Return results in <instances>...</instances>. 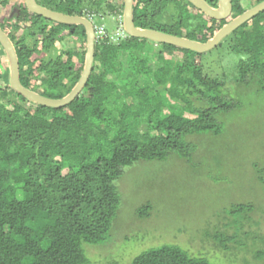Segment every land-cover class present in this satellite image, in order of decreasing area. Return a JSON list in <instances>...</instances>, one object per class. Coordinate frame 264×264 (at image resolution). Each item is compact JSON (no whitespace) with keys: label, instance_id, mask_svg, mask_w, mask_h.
<instances>
[{"label":"trees","instance_id":"1","mask_svg":"<svg viewBox=\"0 0 264 264\" xmlns=\"http://www.w3.org/2000/svg\"><path fill=\"white\" fill-rule=\"evenodd\" d=\"M38 1L91 19L120 2ZM217 1L212 0L214 5ZM260 1L254 0V5ZM232 3V16L216 20L188 0H134V21L140 27L205 42L247 10L243 0ZM16 5V0H0V10L12 11ZM19 7L23 13L17 21L5 17L0 25L5 28L7 20L13 27L8 34L19 56L21 81L42 95L63 98L84 69L85 28L31 13L24 0ZM63 27L79 38L80 45L57 52ZM111 37L96 41L86 86L61 108L27 99L0 71V264H90L85 245H103L111 238L121 200L117 181L127 167L173 156L191 161L200 152L191 135L221 134V115L248 103L243 87L254 85L257 93H264V10L218 45L231 39L233 51L240 55L229 80L206 68L205 53L167 43L156 46L157 42L127 34L118 42ZM125 50L132 56L128 66L118 60ZM166 50L183 52L186 59L167 57ZM50 52L49 58L36 56ZM218 65L223 70L222 63ZM169 101L181 108L164 114ZM255 171L264 200V167ZM256 202H234L223 211L232 215L226 227L232 226L234 232L207 231L217 247L232 255L245 247L255 261L264 260V233L245 230ZM152 209L146 204L137 213L151 216ZM130 264L222 263L165 243L143 251Z\"/></svg>","mask_w":264,"mask_h":264},{"label":"rangeland","instance_id":"2","mask_svg":"<svg viewBox=\"0 0 264 264\" xmlns=\"http://www.w3.org/2000/svg\"><path fill=\"white\" fill-rule=\"evenodd\" d=\"M121 4L122 0L114 9L106 7L100 15L92 16L96 40H103L109 34L111 40L118 42L126 36L124 6ZM242 4L249 9L254 0H243ZM10 13L9 8L0 10V21ZM9 21L15 22V19ZM4 23L11 33L13 27L7 20ZM63 29V39L58 41L54 51L76 49L80 45L79 38L68 35L67 27ZM21 33L22 30L18 32ZM232 41L230 39L224 46L215 47L204 55L206 68L214 69L213 74L225 76L227 80L240 58L232 49ZM129 52L125 50L118 57L127 66L132 57ZM51 53H36V56L49 58ZM165 55L180 61L186 59L180 51L166 50ZM221 63L223 70L218 65ZM0 71L9 80V63L1 46ZM242 90L247 95L243 99L248 103L230 114L221 115L224 125L221 134L191 135L198 141L200 151L191 161L173 156L164 161H140L126 168L117 181L121 200L111 238L103 245H85L90 264H130L143 251L165 243L177 244L191 254L206 256L222 264H246L247 260L249 264H264V260L255 261L253 253L247 252L245 247L236 250L234 255L221 250L206 233L227 230L232 234L233 227H226L232 215L223 211L234 202L252 200L257 201L254 204L258 207L251 212L252 220L247 222L245 230L264 233L263 193L255 171L264 167V93H257L254 85ZM176 106L181 108L180 103L166 102L164 114H169ZM146 204L153 206L151 216L140 217L138 208Z\"/></svg>","mask_w":264,"mask_h":264},{"label":"water","instance_id":"3","mask_svg":"<svg viewBox=\"0 0 264 264\" xmlns=\"http://www.w3.org/2000/svg\"><path fill=\"white\" fill-rule=\"evenodd\" d=\"M188 1L205 15L216 20H226L233 13L232 0H218V3L215 7L210 5L206 0ZM19 4L20 2H17V5L14 7L16 11L21 9ZM25 6L31 13L38 14L46 19L63 24L82 25L85 28L87 38L86 60L80 79L78 80L75 87L63 98H51L26 87L22 83L20 76V62L16 46L7 32L0 25V44L7 56L10 69L9 86L35 103L52 108H61L72 102L82 92L91 75L95 60L96 33L94 25L86 16L72 15L56 11L40 4L37 0H25ZM263 10L264 0L253 5L251 8L230 20L228 23L222 26L212 38L202 42L183 36L166 33L157 29L137 26L134 21V0H124L123 26L127 34L132 37L147 38L157 43H167L189 49L194 52L205 53L217 47L238 27ZM14 13L15 11L12 12V14Z\"/></svg>","mask_w":264,"mask_h":264},{"label":"flooded vegetation","instance_id":"4","mask_svg":"<svg viewBox=\"0 0 264 264\" xmlns=\"http://www.w3.org/2000/svg\"><path fill=\"white\" fill-rule=\"evenodd\" d=\"M37 1H38V0H37ZM206 1H207L210 5H212V6H214V7L217 5V4L214 5L213 2H212V0H206ZM24 2H25V0H24ZM38 2H39V1H38ZM217 3H218V1H217ZM13 11H15L14 14H12ZM22 13H23V12H22V9H19V10L16 11L15 8H13L12 11H11V13H10L11 15H9L8 19L11 20V19L13 18V19H15V21H17L18 17H20ZM231 16H232V15H231ZM231 16H230V17H231ZM230 17H229V18H230ZM229 18H228V19H229ZM232 19H233V18H232ZM232 19H231V20H232ZM228 22H229V21H228ZM2 28H3V27H2ZM3 29L7 32V34L9 33L8 30H6L5 28H3ZM8 35H9V34H8Z\"/></svg>","mask_w":264,"mask_h":264},{"label":"clouds","instance_id":"5","mask_svg":"<svg viewBox=\"0 0 264 264\" xmlns=\"http://www.w3.org/2000/svg\"><path fill=\"white\" fill-rule=\"evenodd\" d=\"M83 16H86L87 18H89L90 20H91V22L93 23V25H94V28H95V24H94V22H93V20L90 18L91 16H87V15H83ZM124 27V26H123ZM124 29V28H123ZM95 30H96V28H95ZM124 31H125V29H124ZM95 33H96V31H95ZM125 33L127 34V32L125 31ZM128 35V34H127ZM97 41V40H96Z\"/></svg>","mask_w":264,"mask_h":264}]
</instances>
